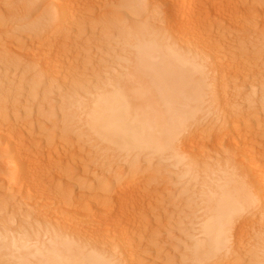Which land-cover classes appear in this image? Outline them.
Masks as SVG:
<instances>
[{
    "label": "bare ground",
    "instance_id": "obj_1",
    "mask_svg": "<svg viewBox=\"0 0 264 264\" xmlns=\"http://www.w3.org/2000/svg\"><path fill=\"white\" fill-rule=\"evenodd\" d=\"M15 1H17V0H0V20H2L0 23H2L4 19L5 20L9 19L8 22L11 20L12 14H10L11 13V12H9L10 10L11 11H15V10L21 11L22 10L21 8L25 7L24 4L26 3V1H25V3H23L24 0H18L21 4L18 1L17 2H15ZM57 1L59 3V4H57V6L60 5L59 12H57V13H59L60 18L62 17V19H60L59 22L62 21L63 23L61 26L56 25V26H58V29L60 28V30L57 31L58 36L55 38L56 42L53 45L54 47L52 45L51 46L53 48L57 49V51H56L57 54L58 53L61 54L64 51V49L68 46V44H70L72 42V40L70 39L71 36L69 35L68 31L72 28L70 26L71 19L74 17V15L76 18L77 14L75 13L76 11L74 12V10H76V9H74V7H73V4H72L73 1L72 2H71V0H57ZM152 1H154V0H152ZM152 1H151V3H152ZM28 2H29V0H28ZM132 2L133 1H131L130 3H132ZM148 2L149 1H147V0H141L140 4H139V2L136 1L138 7H139V5L143 6V8L148 6L147 9H149ZM155 2H156V0H155ZM157 2L159 3V5L156 4L157 6H153L154 7L153 10H155V8H156L157 9L156 11H160L159 13L164 16L163 17L164 20L160 14H158V16L157 15H155V16L158 18L160 15L161 17H159V18H162V20L165 21L166 24L162 23L160 20L158 22H160V24L161 23L165 24L166 27H168V29H165V30L160 31V32L157 31V29H156V31H155V30H153L154 29L153 27L149 26L150 24H146V23H141L138 25V27H134V28H136V29L138 28V29L135 31H132V32H130L131 31L130 30L129 34H128V38H127L130 41L131 45H130V51L125 52V53L126 54L129 53V54L128 55L124 54V56H122L123 54L119 55L122 57H120V59H119L120 62L118 64H115L112 62L115 60V58H114V60L110 61V62H112L111 66L108 62L110 67L108 69H106V72L104 70H102L105 72V74L102 77L99 75L101 77L100 78L101 81L98 80V83L94 88H93V86H94V84H93V86L90 87L91 88L90 91L86 89L87 92L85 94H83V95L77 94V97L75 99H73L74 97L73 98L70 97V99L74 100V101L71 100V102H73V103H71L72 105L70 104V102H67L68 106L66 104L67 108L69 107V105H71V107L75 111L72 109L74 113H72V115H71V113L68 112L67 109L65 108L66 111L70 115H68L66 117L67 121L64 122V125L68 129L65 131H62V136L64 137L66 135L69 137L70 133H72L71 134L72 136H73V134H74V136H76L75 145H76L78 151L74 152V156L80 158V155L87 154V153L100 155V162H101L102 166H104L106 164L104 166V169H106L104 172H107V173L105 175L103 174L104 176H102V177L99 176L100 178H98V179H96L97 178L96 177L94 179V181H92V180L90 181L89 180L90 172L89 171H83V173L80 175L81 178L79 177V178H77L78 180L75 181L76 177H78L79 176L78 174H80V173L77 172L78 170L73 169L75 167H72L73 170L72 169L68 170V173H67L68 175L65 174L66 177L63 176L65 178V180L63 179L64 182L66 181L65 184L60 183L61 182L60 180H62V176H60V177L58 176L59 178H56L57 176L55 177L57 179V183L58 182L60 183V185L58 184L59 187L61 185H64L63 189L57 188L58 191L61 189L60 193H62L63 190H66L63 192L65 194V196L63 194H61V195H63V197H66L67 200L68 199H71V200L67 201V200H65L66 198H63L61 195L59 196L60 193L58 194V192H56V190L55 191L52 190L53 192H51V193L56 192V194H58V195H56L57 198L61 197L60 198L61 200L64 199L63 200L64 203H62L63 201L59 202V199L57 200V198L55 199V197H52L53 195H49L48 194L49 191L47 192L46 195L43 194L45 192V190L43 191L42 194H38L40 192L34 191V190H36V188L38 187L39 184H42V181L44 183L48 181V180L45 181L44 180L45 178L43 177V175H41L42 169L40 170V165H39L40 164L39 159L41 158V161L44 160L42 157H45V155L44 156H43V154L40 155V152H41L40 150H39L40 151L39 154L36 153L33 155V151H32L33 147L36 148L38 145L37 144L35 145V143H33L34 145H32V142H26L27 139L24 141L23 140L24 138L22 140H20L21 137H19V135H18V128H17L18 125L17 124H16L17 126H15V124L13 125V127L11 126L12 128L5 127L4 126L5 123L3 125H1L0 137L2 139L4 138V142L6 144L5 149H6L7 155L9 154L11 156V159H10L11 162L10 163L13 164V166L11 164H8V165H10V168L11 167L15 168V170L10 175H8L9 172H7V176H6L7 180L8 181H15L16 180V181L21 182L22 186L28 187L30 189L29 190L26 188L27 189V195H28V191H30L29 197H31V198H29V197L28 198L29 199L33 198V202H30L31 204H29V205L24 204V207H21V209L17 208V209H19V212H20V210H22L20 212L21 213L20 216H22V219L20 222L15 220L16 217L12 218L13 219V220H11L12 222L9 220L6 221V222H11V224L16 223L15 224L17 227L16 229L14 228L15 226L13 227L12 225H10L11 227H8L5 225L0 226V262H2V264H139V263H137L139 261H136V259H138L139 257L135 259L134 258L135 256L134 257L131 256L132 255L131 249L133 246L130 249L131 255L128 254L129 253V248H128L129 245L128 244L130 242L128 235L130 237V234H131V233L128 234L129 233L128 229H131V228L127 227L128 228L127 229L123 222H125L124 216H125V211H127L126 210L127 207L130 208L131 204L136 203L135 199L133 200V198L135 197L134 196L135 194L133 192L134 197L131 198V193L133 191L132 190L133 187L135 185L137 186V184H135V182L137 181L135 179L137 169L139 167H141V165H140L141 163H144V162L147 163V160L150 161L151 159L153 160L155 158H162L164 160L163 162L173 161V162H175V168L177 170L184 169L183 172L182 171L181 172L179 171V172L182 173V175L185 176V178H186V176L189 177V175H192L194 179H196V180L201 179V181H202V184H201L202 188H201L199 197H202L203 202H204V206L202 207L203 209L201 208L203 211L202 212L203 213V215H202L203 219H202V223L200 222L201 226H200L199 237L194 241L193 245L190 246V248H189V258H190L189 264H222V259L224 257L228 256L229 254H234V253H237L239 255L238 256L239 258L240 257L244 258V254H245L244 252H245V250L248 251V249H245L246 243L243 244V245H245V247H243V245H241L240 242H243V240L245 242L246 236L244 237V235H245L244 233H245V230L247 229L245 226L249 225V224H247V222L251 218H254L256 215L253 214L254 215L253 217L250 216L248 218H247V216H249V214L251 212L250 209L255 208L258 205H260L261 200L264 199V153L261 152L260 148H259V150H257L258 148L257 149L255 148L256 146H259L258 137H260V135L257 136L258 132L252 133V132H250L252 130H250L248 126H247L248 130H246L243 128L244 126L241 127V125L239 124L240 123L239 122L240 117H238V115H239L238 109L239 108L242 109L241 106L243 103H245L246 100L251 101V103H253L254 105L262 104L264 106V98L263 97H262V99L260 98L261 100L258 99L261 94H258L259 91L257 92V90L255 88L256 85H251L252 83H249V80L252 78H249V77L243 78V76L245 75L244 73L245 72L247 73V71H244V73H241V72L237 73V71H235L237 74L234 75V77L232 75V77H233V78L231 77L232 80L230 78H228V81H230V83H231L230 85H232V84L233 85L231 86V88H228L226 86L229 83L225 84V81H223L225 78H224V75L222 74V71L224 72V70L226 69L224 66L226 64L225 63L226 60L225 61L223 60L224 57H222V54L225 50L228 53V51L231 49L228 46L226 47L227 44L225 45V43L227 41L229 42L230 38L226 39L227 36H225L226 37L225 38L223 35H221L223 38H225V39H223L220 36L217 37V35L224 34L223 31L226 28H229L228 30H230V29H232L233 26H235V27L241 26V30L238 29V27L237 28L234 27L235 30L237 29L236 30L237 32L233 29L235 33L234 32H232V33L237 35V33H240V31H243L242 29H245V30L247 29V30H250V33L248 32L250 34V36H248L249 39H247L245 41H244V39L247 38L246 35H245L246 37L244 39H243V37H242V39L240 37V40H243V42H246L247 44H251L256 40L255 38H257V39H259L260 42H263L262 40H264V0H254L255 4L257 3V6L260 5L261 7L257 8L256 5L249 4L252 6H256V8H257L255 10H250V11L248 8H250L251 6L246 8V5L249 3L248 0H224V1L223 0H157ZM16 3H18L20 5V6L18 5V7H19L18 10H17L18 7H16L17 6ZM22 3H23V5H22ZM42 3H40V4H42ZM127 3H129V2H127ZM153 3H152V5H155V3L154 4ZM134 4H135V2H134ZM153 7H150V8H153ZM13 8H15V9L13 10ZM27 8L28 7L24 8V9H27ZM38 8H40V7H38ZM43 8H44V6H43ZM45 8H46V6H45ZM75 8H76V6H75ZM131 8L134 9L135 7H131ZM56 11H58V10H56ZM56 11H52L54 13H52V15H48V17L46 16L42 20H38L39 23L35 22L36 23V24L34 23L35 26L33 27V25H31L30 28L27 30H31V32H35V33H36V31H39V30H40L39 32H42L43 30H45L46 31L45 33L53 31V29L55 27L54 24L57 23L56 18L58 17L55 15ZM156 11H155V13H156ZM139 12H142V10H140ZM41 13H43V12H41ZM9 14H10V18H7V19L4 18V16L7 17ZM135 14H134V16H135ZM147 15H145V16H147ZM235 15L239 16L238 19H234L236 17ZM152 19H153V17H152ZM152 19H149V20L151 21ZM158 19H156V21ZM116 20L118 22V19H116ZM123 20H124V18H123ZM123 20H120L118 23L113 22V21L112 22L116 23V25H117L122 21V24L120 23V25H123V23H124ZM72 21H74V20H72ZM145 22H146V20H145ZM135 23H136V25L138 24L137 22H135ZM152 24H153V22H152ZM154 24H155V22H154ZM133 26H134V23H133ZM145 26L148 28L147 32L143 30L145 28ZM31 27H33V28H31ZM122 28L120 27L121 30H122ZM128 28H131V27H127L126 29L128 30ZM257 28H259L261 30H259V29L257 30ZM120 29L118 31H121ZM238 30H240V31H238ZM122 31L124 32L125 30H122ZM39 32H38V35H39ZM54 32H56V31H54ZM126 32L127 31H125V33ZM230 32H228V34ZM97 33H98V31H97ZM232 33H230L229 35H231ZM248 33H247V35H248ZM234 34H232V35H234ZM43 35H45V34L43 33ZM125 35H127V33ZM240 35H242V32ZM44 37H43V41L47 40V39H44ZM228 37H232V36H228ZM125 38L126 37H124V39ZM179 38L183 42H186V44L188 43V45H183L184 43L181 42L179 40ZM237 38H238V36H237ZM124 39H122V40H124ZM233 39H234V37L231 38V40H233ZM38 40L41 41L42 38L39 36L36 38H32L31 43L28 44L27 47H28V54L32 59H35V55H36L37 50H38L37 52H39V50L43 51V52L40 51L41 54L36 55L38 57L41 55L40 60L38 62H39V64H40V62H41V64H43L42 66L40 64V67L42 68L41 72H39L38 78H35V79H37L36 83H38L39 85L37 84L38 85L37 86V85H35L36 83H33V85L35 87H38V89H39V88L44 86V81H45L44 79L47 76L50 77L49 76L50 73H48L49 72L48 70L49 69L52 70L51 68H49V66L52 63L49 62L50 60L47 57L49 55L46 54V53L49 54L50 52H48V50H45L44 44H43V48H42L41 46H42L43 42L38 43ZM224 40H227V41L225 42ZM238 40H239V38H238ZM240 40H239L238 44H237L238 41H236V40H233L232 42L235 41L236 42L235 44L240 45L241 43H243ZM260 42H259V44H260ZM101 43H102V41H101ZM253 44H251V46H253ZM259 44H257V45H259ZM237 45H234V46H237ZM242 45H244V43ZM262 45H264V44L262 43L259 46L261 47ZM126 47L127 46H125V48ZM231 47H233V46H231ZM254 47H255V45H254ZM233 48L235 49V47H233ZM239 48H244V47L240 46ZM245 48H246V46H245ZM256 48H253V49H256ZM246 50H248V49H246ZM246 50L244 52H246ZM250 50H251V48H250ZM250 50H249V52H251ZM232 53H234V52H232ZM28 54H27V56H28ZM52 55H54V54H52ZM232 55H234V54H232ZM251 55H253V54H251ZM225 56H227V55H225ZM236 56L238 58V55H236ZM253 56H254V58L256 57L255 55H253ZM91 57H93V55ZM220 57H222L223 59H220ZM230 57H232V56H230ZM239 57L241 58V56H239ZM260 57H261V55H260ZM27 58H29V57H27ZM29 59H28V61H29ZM101 59H102V57H101ZM242 59H243V57H242ZM11 60H13V58ZM11 60H9V61L11 62ZM258 60L261 61L260 59H258ZM17 61H18V59H17ZM115 61H117V60H115ZM10 62H7V64ZM13 62H14V60H13ZM229 62H231V61H229ZM100 63L102 64V62H100ZM233 63H234L233 66L235 67V62H233ZM13 64H15V63H13ZM254 64H256V63H253V65ZM4 65H6V64H4ZM253 65H252V67H253ZM7 66H9V64ZM230 67H231V64H230ZM239 67L240 66H236L237 69ZM236 68H234V69H236ZM249 68H251V67H249ZM227 70H228V68H227ZM243 70L244 69L242 66V71ZM248 70H250V69H248ZM239 71H241L240 68H239ZM233 72L230 74H233ZM226 73L228 74V72H226ZM260 73L261 72H259V75H260ZM242 78L244 79L243 81H242ZM255 78H256V76H255ZM92 79H95V78H92ZM256 79H254V82ZM3 80H4V78H3ZM9 80H8L9 84L7 86L3 85V87L6 86L5 90L2 87H0V88H2L5 91V94L8 95L7 98H9V97L11 98V95H12L15 98L14 100L22 99L20 96L23 93L24 88H25V87L23 88V85L25 84V86H27L26 82L25 83L23 82L24 83L23 84L22 81H20L22 87H18L20 84L18 86H15L14 84H12L14 82L10 83L11 79H9ZM258 80H260V79H258ZM23 81H25V80H23ZM46 81L49 82L47 80V78H46ZM95 81H97V80H95ZM27 82H29V81H27ZM262 82L264 84V81H262ZM46 83H45V86H46ZM259 83H260V81H259ZM259 83H258V85H259ZM4 84H6V83H4ZM95 84H96V82H95ZM240 84H243V85H241L243 87L239 86ZM0 85H2V84L0 83ZM33 85H32V87L34 89L32 88V90H34V91L36 90L35 92H38L37 91L38 89H36ZM28 86H30L29 83H28ZM39 86H41V87H39ZM81 86L82 85H80V87ZM216 87H218L219 89L221 87V91L223 93V95H222L223 97L221 96L222 100H223V106L226 109L225 117L223 119H221L219 122L216 121L215 119L221 117L222 106H221V108L219 107V105L217 103L218 101H216L217 98L215 99L214 94H213L214 89ZM22 88H23V90H22ZM43 88H41V89L43 90ZM76 88H79V87L78 86L75 87V92L78 90V89L76 90ZM258 88H259V86H258ZM83 89H85V88H83ZM83 89L79 88V92H81L80 90H83ZM263 89H264V86H263ZM31 92H32V94L34 93L33 91H31ZM50 92H51V90H50ZM46 93L43 92V94H46ZM34 94H33V96H34ZM74 94H71V96ZM219 94H220V92H219ZM36 95H38V94H36ZM46 96H48V95H46ZM69 96H68V98H69ZM34 98H36V97H34ZM17 100H16V102H17ZM33 100H35V99H33ZM64 100H66V99H64ZM66 101H68V100H66ZM66 101H63L64 104ZM229 101H232V102L229 104ZM6 102H8V101H6ZM1 103L3 105L6 104L5 102L3 103V101H1ZM40 103H41V101H40ZM6 109H8V108H6ZM60 109H61V107H60ZM65 109L63 110L64 112H65ZM6 111L7 110H5L4 112H6ZM70 111H71V109H70ZM239 111L241 112L242 110H239ZM4 112L2 111V113H4ZM0 113H1V111H0ZM66 114L67 113H65L64 115H66ZM12 116H13V114H12ZM5 117L7 118V116H5ZM213 120L216 121V123L214 125L212 124V123H214ZM5 122H8V121H5ZM44 123H46V122L44 121ZM243 123H244V121H243ZM36 125L37 126H33V128H31V135L34 134L35 129L41 128V125H38V124H36ZM198 125H202L203 128H201L202 131L200 133L198 130H196L199 134L195 135V132H196L195 129L197 128ZM260 128H262V127H260ZM252 129L254 130V129H256V127L255 128L252 127ZM42 130L43 129H41L40 131H42ZM257 131H258V129H257ZM49 134L50 133H48V136H50ZM197 135H198V137H196ZM48 136H46V137L49 139ZM262 136H264V135H262ZM24 137H26V136H24ZM53 137L54 136H52V138ZM203 137H204V139H208L207 140L208 143L211 142V145H212V143H213V145L210 146V144L207 143V146H206L202 142L199 144L200 145L199 146L200 148H199L197 143H199ZM204 139H202V140L204 141ZM62 140H63L62 142L65 144L66 143L68 144L70 141L68 139H62ZM220 140H222V141H220ZM262 140L259 139V142H261ZM205 141H204V143H205ZM37 142H39V141H37ZM225 142H227V144H228L227 146L225 144L226 147H224V145H223V143H225ZM201 144H203L202 147H201ZM70 145H71V143H70ZM50 146L51 145H49V147ZM185 147L189 150L188 152H186L187 150H185ZM223 147L225 149H222ZM40 148H41V146L39 145V149ZM37 150H38V148H37ZM196 152H197V154H196ZM207 152H209V153L211 152L209 154V157H207L208 160H206V162L201 161L200 158L205 157V155H207ZM191 153H195L196 155L194 154L195 156L191 157V156H189ZM34 156H37V158ZM52 156L53 155H51V157H49L48 160H52L53 159ZM33 157H34V159H33ZM143 158L144 159L147 158V160L145 161V160H143ZM212 159L217 160V162H216L217 164L215 166H213V164L210 165V163H209V161L212 162ZM96 160H98V157ZM142 160H143V162H142ZM140 161H141V163H140ZM150 162H148V163L150 164ZM53 164H54V162H53ZM58 164L60 166L61 163L57 162V165H55L54 167L57 168ZM200 165L201 166L203 165L204 167H201ZM199 166H200V168H198ZM7 167H3V171H5L4 169ZM171 168H173V166H171ZM167 169L169 170V168H167ZM11 170H13V169H11ZM86 170H88V169H86ZM143 170H145V169H143ZM161 170H160V173H161ZM98 171H99V169H98ZM169 171H172V169H170ZM58 172L59 173H57V175L60 174V171H58ZM66 172H63V173H66ZM94 173H93V175H94ZM173 173H174V171H173ZM52 174H50V175H52ZM61 174H62V172H61ZM174 174H173V176H175ZM166 175H171V173L170 174L166 173ZM91 176H92V174H91ZM173 176H172V179L174 178ZM6 177L2 178L5 180L1 179L3 181V183L8 182V181H6ZM163 177H160V178L165 179V175ZM168 177H166V178H168ZM53 178L54 177L52 175V176H50L49 180L53 181L54 180ZM160 178H159V180H160ZM170 178L171 177H169V179ZM183 178L180 177V179H183ZM56 179L54 180L55 182H56ZM187 179H190V178H187ZM155 180L157 181V179H155ZM151 181H152V183H151ZM151 181L150 182L143 181V184L145 183L146 185L150 186V184L154 183V180H151ZM53 182H50V183L52 184V186L55 187L56 183L53 185ZM159 182H161V181H159ZM139 183L140 184L142 183L141 180L139 181ZM186 183H189V182L187 181ZM7 184H9V182ZM48 184L49 183H47L46 185L49 186ZM154 184H156V183H154ZM157 184H159V183H157ZM176 184H177V182H176ZM52 186H50V188ZM141 186H143V185H141ZM156 187L157 186H155V188ZM166 187L170 188L171 185H168ZM134 188H136V187H134ZM142 188H144L143 190L146 191L145 187H142ZM168 188L166 191L169 192ZM192 188H193V186H192ZM53 189H55V188H53ZM190 190H192V189H190ZM141 191H142V189H141ZM170 191H171V189H170ZM10 192L11 191H9V193ZM83 192H84V194L82 196L81 194ZM74 193H76V194H74ZM153 194H155V193H153ZM143 195L144 194H142V196ZM157 195L160 196L159 193ZM14 196H16V195H14ZM96 197H98V198L103 197L104 201L99 200L101 198L95 199ZM190 197L192 198V195ZM53 199H55V200H53ZM83 199L90 201L91 204L93 202L94 203L96 202V204H95L96 208L93 207L94 210H96V211H94V212H96V214H92V216H93L92 218L88 215L89 213L91 214L90 211H91V209H93L90 207L91 204H89V205L84 204V206H82V203L84 201L81 203L82 212H85L84 216L86 217V219L89 218L88 220H85V221L83 220L86 225L88 224L87 228L90 227L91 230L94 228V231L96 230V232H97L99 230L100 231L102 230V229H99L102 225L105 227V230L102 233H104V235L107 236L106 238H109L112 241L118 240L119 242H121L120 244H122V243L126 244L127 243L126 241L129 239L128 243L126 244L128 246H124L125 244L123 246H121L120 244H118L120 246H105L106 241H103L100 243H94V241L92 242L90 240L83 239L82 235L84 232L82 233V230L84 231V228L82 227L83 229L80 230V228H81L80 218L85 219V217H83V215H81V213L78 214V215H80V218L78 219V217H77V219L80 221H78L76 219V221H77L76 225L74 224L75 222L72 223V221H71V223L74 226L73 225L69 226L70 224L69 225L68 224L63 225L64 222L68 223L69 218L67 219V217H65L67 219V221H64L66 219L63 220L62 217L61 218H60V216L57 217L58 215L57 216L55 215L56 211L55 212L52 211L54 208L53 205L55 206V204H51V202H47L46 204L42 203L43 200H48V201L53 200L56 202L58 201V206L61 203L64 204V205H60V206H64V207H62V209L63 210L65 209V211L68 210V212H69L70 209L74 210V208H78L76 205V202H78V201L80 202V200L82 201ZM189 199L190 198H188L187 200H189ZM72 200H75V201H72ZM113 200L117 205L118 204L120 205L118 208L119 211L112 208L113 207L112 203H114ZM173 200H175V199H173ZM184 200H186V199H184ZM91 201H93V202H91ZM189 201H192V200H189ZM26 202H24V203H26ZM140 202H141V200H140ZM27 203H29V202H27ZM196 203H195V205L197 206L198 204H196ZM14 204H16V203L14 202ZM30 205H31L32 209L29 208ZM159 205H158V208L160 207ZM186 205H187V203H186ZM20 206H21V203H20ZM99 206H101V208ZM114 206H116V205H114ZM161 208H164V207H161ZM172 209H175V208H172ZM58 210H60V208ZM137 210H138V208H137ZM161 211H162V209H161ZM190 211H192V210L190 209ZM167 212L166 213L164 212V214H166V216L168 214ZM56 213H58V212H56ZM69 213H74V212L71 210V212H69ZM193 213H195V212H193ZM200 213H201V211H200ZM129 214L130 213H128V215H126V218L128 216H131V214L130 215ZM172 214H173V212H172ZM172 214L169 217L170 220L173 218V215H175V214H173V215ZM185 214H186V212H185ZM54 215H55V217H54ZM181 215L183 216V214H181ZM62 216H63V214H62ZM72 216H74V215L72 214ZM159 216H161V215L159 214ZM184 216H186V215H184ZM56 217L58 219H62L60 221H63V224H62V222L60 223L57 219H54ZM74 217L76 218V216H74ZM186 217L188 218V216H186ZM198 217H196V218H198ZM258 217H263V216L259 215ZM173 219H176V218H173ZM182 219H184V221L188 220L185 217L184 218L182 217ZM182 219L180 221L181 225H183V224L185 225V223H182V221H183ZM190 219L191 218H189V220ZM179 220H180V218H179ZM260 220L262 222V218ZM260 220H257V221L260 222ZM97 221L99 224L100 223L101 224L99 225L98 223H96ZM127 221H129V220H127ZM172 221H170V222H172ZM190 221H192V220H190ZM250 221H249V223H250ZM263 221H264V217H263ZM121 222H122V224H120V225L121 226L124 225V227L123 226L121 227L119 225V223H121ZM135 222L136 221H134V224H135ZM159 222H161V219L159 220ZM255 222L256 221H254V219H253V222H251L252 225L255 226L256 223H257V225L262 224V223L258 224V222H256V223ZM94 223L98 224L100 227H96ZM194 223H195V221H194ZM253 223H255V224H253ZM6 224L8 225L9 223H6ZM82 224H83V222H82ZM172 224L173 223H171L170 225H172ZM178 224H180V223H178ZM174 225H175V222H174ZM128 226H129V224H128ZM173 226H170V227H173ZM249 226H251V225H249ZM130 227H131V225H130ZM257 227L259 228V226H257ZM250 228H251V230L253 229L252 227H250ZM250 228H248V229H250ZM254 229H256V228L254 227ZM186 230L187 229H185V231ZM251 230H250V232H251ZM94 231H93V233L95 234ZM181 232H183V230ZM250 232H249V235L252 233V232L251 233ZM159 234H161V233L159 232ZM172 235H174V234H172ZM188 235H191V234H188ZM159 236H161V235H159ZM178 236H180V235H178ZM84 237H85V235H84ZM100 237H103V236H100ZM250 237H252V236L250 235ZM157 239H158V237H157ZM184 239H186V238H184ZM257 240H258L257 244H260L261 246H259L260 247L259 251H257L256 254L254 253L255 255L252 256V258H250V259H252L253 264H264V234L260 233L259 238ZM108 241H110V240H108ZM187 242H188V240H187ZM185 244H187V243L185 242L183 245H185ZM243 248H244V252H242ZM121 249L123 251H121ZM135 253H136V251H135ZM137 253H138V251H137ZM136 256H138V255H136ZM246 256H245V258H246ZM130 257H133L134 260H132L133 258H130ZM185 258H186V256H185ZM134 261H136V262H134ZM243 261H244V259H243ZM236 263L241 264V261L239 260ZM236 263H232V261H231V264H236Z\"/></svg>",
    "mask_w": 264,
    "mask_h": 264
},
{
    "label": "rangeland",
    "instance_id": "obj_2",
    "mask_svg": "<svg viewBox=\"0 0 264 264\" xmlns=\"http://www.w3.org/2000/svg\"><path fill=\"white\" fill-rule=\"evenodd\" d=\"M18 1V0H17ZM17 1H15V2H17ZM25 1H26V3H25ZM73 1V7H74V9H76V10H74V12L77 14L76 15V18H75V15H74V17L71 19V23H70V26L72 27L69 31H68V33H69V35L71 36V40H72V42L70 43V44H68V46L64 49V51L60 54V53H56V51H57V49H55V48H53L54 46V44H55V38L58 36V32L57 31H59L60 30V28L58 29V26H61L62 25V21L61 22H59L60 21V19H62V17L60 18V16H59V13H57V12H59V8H60V5H58L57 6V4H59L58 3V1L57 0H29V2H28V0H24V2L23 3H25L24 4V6L25 7H20L22 10L20 11V10H18L19 9V7H18V3H16L17 4V6L16 7H18L17 8V10L18 11H9V12H11L10 14H12L11 16L13 17H11V20L8 22V20L9 19H7V18H10V14L7 16V17H5L4 16V18H6L7 20H3V22L2 23H0V83L2 84V85H0V87H2L4 90L6 89L5 87L9 84V79H11V82L10 83H12V82H14V83H12V84H14L15 86H18L19 84L21 85V82L20 81H22V83L24 82H26V84H27V86H25V84L23 85V88L25 87H27L26 89L24 88V91H23V93L21 94V98L22 99H19V100H17V102H16V100H14L15 98L11 95V98L9 97V98H7L8 97V95L7 94H5V91L2 89V88H0V103H1V101H3V103L5 102L6 104L5 105H3L2 103L0 104L1 106H0V111H1V113H0V127H1V125H3L4 123V126L5 127H7V128H12L13 127V125L15 124V126H17V128H18V135H19V137H21L20 138V140H22L23 138V140L25 141L26 139V142H32V145H34L33 143H35V145L37 144L38 146L35 148V147H33V155L34 154H36V153H38L39 154V152H40V155L41 154H43V156L45 155V157H42L44 160H42L41 161V158L39 159V162H40V170L42 171L41 172V175H43V177L45 178H43L45 181H47V182H43L42 181V184H39L38 185V187L36 188V190H34V191H39L40 193H38V194H42L43 193V191L45 190V192L43 193V194H47V192H48V194L49 195H53L52 197H55V199L57 198V196L56 195H58L59 193H60V191H61V189H63V187H64V185H61L60 187L58 186V184L60 185V183L61 184H65L66 183V181L64 182V180H65V178L64 177H66L65 176V174H67L68 173V170H70V169H72V167H75V168H73L74 170H78L77 172H79L80 174H78L77 176L78 177H76V179H75V181L76 180H78L77 178H81V174L83 173V171H89L90 172V175H89V180L91 181H94V179L96 178V179H98V178H100L99 176H104L107 172H104L106 169H104V166L106 165L105 163V165L104 166H102V164H101V162H100V155H98V154H92V153H87V154H83V155H80V158L79 157H76V156H74V152H76V151H78V149H77V147H76V145H75V138H76V136H74V134H73V136L71 135L72 133H70V136L68 137V136H62V131H65V130H67L68 128L64 125V122L65 121H67V116L68 115H70L68 112H70L71 113V115H72V113H74L73 112V108L71 107V103H73V102H71V100H73V99H75L76 97H77V94L78 95H83V94H85L87 91H86V89L87 90H91V88L90 87H92L93 86V84H94V86H93V88L97 85V83H98V80H100L101 81V77L105 74V72H106V69H108L112 64V62L113 63H115V64H118L119 62H120V57H122V56H124V54L125 55H128L129 53H125V52H129L130 51V41L127 39L128 38V34H129V31L130 32H132V31H135V30H137L136 28H134V27H138V25L139 24H141V23H146V24H150L149 26L150 27H153L154 29L153 30H155L156 31V29H157V31H163V30H165V29H168V27H166V23H165V21H163L164 20V16L163 15H161L159 12L160 11H156L157 9L155 8V10H153L154 9V7L153 6H157V5H159V3L157 2V0H156V2H155V0L154 1H152V0H147V1H149L148 2V4H149V9H147L148 8V6H146V7H144L143 8V6H141V5H139V7H138V5H137V3H136V1L137 2H139V4H140V1L141 0H71V2ZM131 1H133L132 3H130ZM151 1H152V3L154 2L155 3V5H152V3H151ZM224 1V0H223ZM252 1V2H251ZM19 2V1H18ZM22 2V1H21ZM31 2V3H30ZM43 2V3H42ZM45 2V3H44ZM127 2H129V3H127ZM134 2H135V4H134ZM249 2V3H248ZM248 4L246 5V8H248V7H250V8H248L249 9V11L250 10H255V9H257V8H259V7H261L259 4V6H257V3L255 4V2H254V0H248ZM254 2V3H253ZM20 3V2H19ZM23 3H22V5H23ZM39 3V4H38ZM40 3H42V4H40ZM75 3V4H74ZM153 3V4H154ZM21 4V3H20ZM34 4V5H33ZM55 6H54V5ZM132 4V5H131ZM134 4V5H133ZM157 4V5H156ZM249 4H254V5H256L257 6V8H256V6H252V5H249ZM21 5V6H22ZM33 5V6H32ZM42 5V6H41ZM20 6V5H19ZM43 6H44V8H43ZM45 6H46V8H45ZM75 6H76V8H75ZM15 7V8H16ZM26 7H28L27 9H24V8H26ZM38 7H40V8H38ZM131 7H135L134 9L133 8H130ZM139 9H138V8ZM150 7H153V8H150ZM254 7V8H253ZM10 8V7H9ZM15 8H13V10L15 9ZM142 8V9H141ZM158 8V7H157ZM50 9V10H49ZM55 9V10H54ZM147 9V10H146ZM43 10V11H42ZM56 10H58V11H56ZM81 10V11H80ZM131 10V11H130ZM133 10V11H132ZM137 10V11H136ZM140 10H142V12H139ZM48 13H47V12ZM52 11H56L55 12V15L56 16H58L57 18H56V20H57V23H55L54 25H55V27H54V29H53V31H50V32H48V33H45L46 31L45 30H43L42 32L45 34V35H43V33L42 32H39V31H36V33L35 32H31V30H27V29H29L30 28V26L31 25H33V27L35 26L34 25V23L35 22H37V23H39V21L38 20H42L43 18H45L46 16L48 17V15H52V13H54V12H52ZM155 11H156V13H155ZM8 12V13H9ZM14 12V13H13ZM41 12H43V13H41ZM138 12V13H137ZM150 12V13H149ZM51 13V14H50ZM136 13V14H135ZM141 13V14H140ZM239 13V12H238ZM134 14H135V16H134ZM148 14V15H147ZM158 14H160L161 16H162V18H163V20H162V18H159V17H161L160 15H159V19L155 16V15H157L158 16ZM145 15H147V16H145ZM239 15V14H238ZM238 15H235L234 17V19H238ZM152 17H153V19H152ZM158 19L157 21H156V19ZM120 18V19H119ZM123 18H124V20H123ZM116 19H118V22L120 21V20H123L124 21V23H123V25H120V23L122 24V21L119 23V24H117L116 25V23H113V22H117V20ZM149 19H152L151 21L149 20ZM212 19V18H211ZM72 20H74V21H72ZM116 20V21H115ZM145 20H146V22H145ZM161 21L162 23H165V24H160V22H158V21ZM2 20H0V22H1ZM113 21V22H112ZM59 22V23H58ZM73 22V23H72ZM117 22V23H118ZM135 22H137L138 24L136 25V23ZM149 22V23H148ZM152 22H153V24H154V22H155V24L153 25L152 24ZM112 23V24H111ZM133 23H134V26H133ZM36 24V23H35ZM160 24V25H159ZM56 25H58V26H56ZM73 25V26H72ZM136 25V26H135ZM152 25V26H151ZM147 26V25H146ZM145 26V28L143 29L144 31H146L147 32V27ZM164 26V27H163ZM168 26V25H167ZM33 27H31V28H33ZM57 27V28H56ZM120 27L122 28V30H125V31H127L126 33H127V35H125L126 33H125V31L123 32L121 29H120ZM125 27V28H124ZM127 27H131V28H128V30L126 29ZM149 27V28H150ZM235 26H233L232 27V29H230V30H228L229 28H226L224 31H223V33L224 34H219V35H217V37L218 36H220V37H222L221 35H223L224 37L225 36H227V38L226 39H229V42L227 41V40H224L225 42V45H226V47L228 46V47H230L227 51H228V53L226 52V50L223 52V54H222V57H224V59L222 58V57H220V59H223L224 61H225V70H224V72L222 71V74L224 75V80L223 81H225V84H227V83H229V84H227L226 86L228 87V88H231V86L233 85H230L231 83H230V81H228V78H230L231 80H232V78L234 77V75H236L238 72H241V73H244V71H247V73L245 72L244 74V76H243V78L244 77H249V78H252V79H250L249 80V83H252L251 85H256V90H257V92L259 91V93L258 94H261L260 96H259V98L258 99H262V97L264 98V89H263V86H264V84H263V82L262 81H264V45H262L261 47L259 46V45H261L262 43L264 44V40H262L263 42H260L259 41V39H257V38H255L253 41V43H251V44H253V46H251V44H247L246 42H243V40H240V37H241V39H242V37H243V39L247 36V38L246 39H244V41L245 40H247V39H249L248 38V36H250V30H245V29H242L243 31H240L241 30V26H236L235 28H237L238 27V29H240V30H238V31H240V33H237V35L236 34H234L235 32H234V30H235V28H234ZM62 28V27H61ZM57 29V30H56ZM121 30V31H118V30ZM151 29V28H150ZM149 29V30H150ZM234 29V30H233ZM259 28H257V30H258ZM148 30V31H149ZM152 30V29H151ZM228 30V31H227ZM232 30V31H231ZM237 30V29H236ZM235 30V31H236ZM245 30V31H244ZM259 30H261V29H259ZM48 31V30H47ZM54 31H56V32H54ZM94 31V32H93ZM97 31H98V33H97ZM231 31V32H230ZM38 32H39V35H38ZM227 32V33H226ZM228 32H230V33H232V32H234V33H232V34H234V35H229L228 34ZM237 32V31H236ZM241 32H242V35H240L241 34ZM244 32V33H243ZM246 32V33H245ZM249 32V33H248ZM34 33V34H33ZM96 33V34H95ZM247 33H248V35H247ZM33 34V35H32ZM227 34V35H226ZM32 35V36H31ZM42 35V36H41ZM122 37H121V36ZM124 35V36H123ZM246 35V36H245ZM41 37L42 38V40L41 41H39L38 40V43H41V42H43L42 43V48H43V44H44V46H45V50H48V52H50L49 54L48 53H46L47 55H49V56H47L48 58H49V62L50 63H52L50 66H49V68H51L52 70H50L49 68V72L48 73H50L49 74V76L50 77H46L47 78V80L49 81V82H47L46 81V78L44 79L45 81H44V88L43 87H41V86H39V87H41V88H43V90L41 89V88H39L38 89V87H35L34 85H33V83H36L37 81V79H35V78H38V75H39V72H41V67H40V64H41V62H40V64H39V60H40V56L38 57V56H36V55H39V54H41L40 53V51L41 52H43L42 50H39V52H37L36 51V55H35V59H32L30 56H29V54H28V44H30L31 43V39L32 38H36V37ZM46 38H45V37ZM100 36V37H99ZM228 36H232V37H234V39L233 40H236V41H238L237 42V44L239 43V40L240 41H242L243 43H244V45H242L243 43H241L240 45H237V44H235L236 42L234 41V42H232L233 40H231V38L232 37H228ZM237 36H238V38H239V40H238V38H237ZM253 36V35H252ZM43 37H44V39H47V40H45V41H43ZM124 37H126L125 39H124ZM49 38V39H48ZM99 38V39H98ZM223 38V37H222ZM225 38H223V39H225ZM237 38V39H236ZM40 39V38H39ZM122 39H124V40H122ZM75 40V41H74ZM179 40L181 41V42H183L180 38H179ZM50 41V42H49ZM53 41V42H52ZM101 41H102V43H101ZM260 42V44H259V42ZM52 42V43H51ZM76 42V43H75ZM231 42V43H230ZM258 42V43H257ZM127 45H126V44ZM184 44L183 45H188V43L186 44V42H183ZM230 43V44H229ZM256 43V44H255ZM101 44V45H100ZM246 44V45H245ZM257 44H259V45H257ZM40 45V44H39ZM53 47H52V46ZM76 45V46H75ZM234 45H237V46H234ZM254 45H255V47H254ZM38 46V45H37ZM51 46V47H50ZM75 46V47H74ZM125 46H127L126 48H125ZM231 46H233V47H235V49L233 48V47H231ZM244 47V48H239V47ZM245 46H246V48H245ZM257 47V48H256ZM40 48V47H39ZM49 48V49H48ZM69 48V49H68ZM102 48V49H101ZM237 48V49H236ZM250 48H251V50H250ZM253 48H256V49H253ZM259 48V49H258ZM41 49V48H40ZM98 49V50H97ZM115 49V50H114ZM126 49V50H125ZM240 49V50H239ZM244 49V50H243ZM246 49H248V50H246ZM253 49V50H252ZM261 49V50H260ZM55 50V51H54ZM97 50V51H96ZM234 50V51H233ZM236 50V51H235ZM239 50V51H238ZM246 50V52H244ZM249 50L251 51V52H249ZM258 50V51H257ZM263 50V51H262ZM99 51V52H98ZM231 51V52H230ZM238 51V52H237ZM262 51V52H261ZM101 52V53H100ZM227 54H226V53ZM232 52H234V53H232ZM244 54H243V53ZM38 53V54H37ZM242 53V54H241ZM246 53V54H245ZM248 53V54H247ZM255 53V54H254ZM27 54H28V56H27ZM52 54H54V55H52ZM60 54V55H59ZM63 54V55H62ZM121 54H123L122 56H119V55H121ZM232 54H234V55H232ZM251 54H253V55H255L256 57L254 58V56L253 55H251ZM88 55V56H87ZM93 55V57H91ZM119 57H118V56ZM224 55V56H223ZM225 55H227V56H225ZM236 55H238V58H237V56ZM252 57H251V56ZM260 55H261V57H260ZM60 56V57H59ZM117 56V57H116ZM229 56V57H228ZM230 56H232V57H230ZM234 56V57H233ZM239 56H241V58L239 57ZM259 56V57H258ZM18 57V58H17ZM27 57H29V58H27ZM90 57V58H89ZM101 57H102V59H101ZM238 59H236V58ZM242 57H243V59H242ZM246 57V58H245ZM13 58V60H14V62H13V60H11ZM113 58V59H112ZM114 58H115V60H117V61H115L114 60ZM118 58V59H117ZM231 58V59H230ZM234 58V59H233ZM17 59H18V61H17ZM28 59H29V61H28ZM37 59V60H36ZM55 59V60H54ZM233 59V60H232ZM236 59V60H235ZM241 59V60H240ZM253 59V60H252ZM258 59H260L261 61H259ZM9 60H11V62L9 61ZM20 60V61H19ZM92 60V61H91ZM112 60H114V61H112ZM35 63H34V62ZM110 61H112V62H110ZM229 61H231V62H229ZM240 61V62H239ZM252 61V62H251ZM256 61V62H255ZM258 61V62H257ZM7 62H10V63H8L9 64V66H7L8 64H7ZM100 62H102V64L100 63ZM105 62V63H104ZM108 62H109V64H110V66H109V64H108ZM117 62V63H116ZM233 62H235V67L233 66L234 65V63ZM245 62V63H244ZM13 63H15V64H13ZM233 63V64H232ZM237 63V64H236ZM253 63H256V64H254L253 65ZM4 64H6V65H4ZM13 64V65H12ZM229 64V65H228ZM230 64H231V67H230ZM243 64V65H242ZM43 64H41V66H42ZM107 65V66H106ZM228 67H227V66ZM252 65H253V67H252ZM259 65V66H258ZM234 68H236V66H240L239 68H240V70L241 71H239V68L237 69H234ZM242 66H243V71H242ZM247 66V67H246ZM230 67V68H229ZM245 67V68H244ZM249 67H251V68H249ZM255 67V68H254ZM259 67V68H258ZM227 68H228V70H227ZM233 68V69H232ZM3 69V70H2ZM40 69V70H39ZM246 69V70H245ZM248 69H250V70H248ZM260 71H259V70ZM102 70H104V71H102ZM227 70V71H226ZM232 70V71H231ZM253 70V71H252ZM234 71V72H233ZM235 71H237V73L235 72ZM252 71V72H251ZM256 71V72H255ZM226 72H228V74L226 73ZM233 72V74H230V73H232ZM251 72V73H250ZM254 72V73H253ZM259 72H261L260 73V75H259ZM103 73V74H102ZM250 75H249V74ZM102 74V75H101ZM248 74V75H247ZM255 74V75H254ZM95 75V76H94ZM101 77H100V76ZM232 75H233V77H232ZM37 76V77H36ZM99 76V77H98ZM251 76V77H250ZM255 76H256V78H255ZM6 77V78H5ZM232 77V78H231ZM260 77V78H259ZM3 78H4V80H3ZM34 78V79H33ZM51 78V79H50ZM92 78H95V79H92ZM98 78V79H97ZM242 78V81L244 80ZM2 79V80H1ZM14 81H13V80ZM88 79V80H87ZM229 79V80H230ZM254 79H256L255 80V82L257 83H255L254 82ZM258 79H260V80H258ZM6 80V81H5ZM9 80V81H8ZM23 80H25V81H23ZM35 82H34V81ZM54 80V81H53ZM95 80H97V81H95ZM262 80V81H261ZM2 81V82H1ZM27 81H29V82H27ZM227 81V82H226ZM253 81V82H252ZM259 81H260V83H259ZM6 83V84H4V83ZM31 82V83H30ZM47 82V83H46ZM95 82H96V84H95ZM18 83V84H17ZM28 83H29V85L30 86H28ZM45 83H46V86H45ZM87 83V84H86ZM254 83V84H253ZM258 83H259V85H258ZM17 84V85H16ZM38 83H36L35 85H37ZM76 84V85H75ZM79 84V85H78ZM92 84V85H91ZM262 84V85H261ZM3 85H6V86H4L3 87ZM18 86V87H22V85L21 86ZM32 85L36 88V89H38L37 91L38 92H35L34 90H32ZM39 85V84H38ZM37 85V86H38ZM75 85V86H74ZM80 85H82L81 87H80ZM85 87H84V86ZM241 85H243V84H240L239 86H241ZM79 87L80 89H83V88H85V89H83V90H80L81 92H79V88H76V92H75V87ZM87 86V87H86ZM258 86H259V88H258ZM47 87V88H46ZM241 87H243V86H241ZM240 87V88H241ZM23 88H22V90H23ZM90 88V89H89ZM34 89V88H33ZM55 89V90H54ZM73 89V90H72ZM218 91H217V90ZM40 90V91H39ZM50 90H51V92H50ZM255 90V91H256ZM14 91V90H13ZM31 91H33L34 93V96H33V94H32V92ZM43 92H47L46 94H43ZM219 92H220V94L222 93V91H221V87H220V89L218 88V87H216L215 89H214V92H213V94H214V97H215V99H216V101H218L217 103H218V105H219V107L221 108V106H222V109H221V111H222V114H221V117H219V118H217V119H215L216 121H220L221 119H223L224 117H225V111H226V109H225V107L223 106V100H222V95H223V93L220 95L219 94ZM76 95H75V94ZM218 93V94H217ZM29 94V95H28ZM36 94H38V95H36ZM50 94V95H49ZM68 94V95H67ZM71 94H74V95H72L71 96ZM6 95V96H5ZM31 95V96H30ZM36 95V96H35ZM44 95V96H43ZM46 95H48V96H46ZM66 95V96H65ZM70 95V96H69ZM68 96H69V98H68ZM222 96V97H221ZM34 97H36V98H34ZM70 97H74L73 99H70ZM30 98V99H29ZM3 99V100H2ZM33 99H35V100H33ZM64 99H66V100H68V101H66V100H64ZM260 99V100H261ZM6 101H8V102H6ZM40 101H41V103H40ZM63 101H66L65 102V104H64V102ZM74 101V100H73ZM248 101V102H247ZM13 102V103H12ZM16 102V103H15ZM67 102H70V104L71 105H69V107L67 108V106H68V103ZM232 101H229V104L231 103ZM39 105H37V104ZM64 105H63V104ZM10 104V105H9ZM66 104H67V106H66ZM248 106H247V105ZM3 105V106H2ZM14 105V106H13ZM17 105V106H16ZM62 105V106H61ZM245 105V106H244ZM8 106V107H7ZM19 106V107H18ZM42 106V107H41ZM65 106V107H64ZM231 106V105H230ZM60 107H61V109H60ZM3 108V109H2ZM6 108H8V109H6ZM14 108V109H13ZM53 108V109H52ZM63 108V109H62ZM67 109V111H66V109ZM241 108L242 109H238V113H239V115H238V117H240V119H239V124L241 125V127H243L244 129H246V130H248L247 129V126L249 127V129L250 130H252V131H250V132H255V133H257V136H259L260 135V137H258V143H259V146H256L255 148L257 149V150H259V148H260V150H261V152L262 153H264V136H262V135H264V106L262 105V104H257V105H254L253 103H251V101H249V100H246L245 101V103H243L242 104V106H241ZM245 108V109H244ZM7 110L6 112H4L5 110ZM65 109V112L63 111ZM70 109H71V111H70ZM73 109V110H72ZM244 109V110H243ZM32 110V111H31ZM55 110V111H54ZM239 110H242L241 112L239 111ZM259 110V111H258ZM2 111L4 112V113H2ZM12 111V112H11ZM44 111V112H43ZM62 111V112H61ZM75 111V110H74ZM11 112V113H10ZM224 112V113H223ZM65 113H67L66 115H64ZM9 114V115H8ZM12 114H13V116H12ZM4 115V116H3ZM5 116H7V118L5 117ZM53 116V117H52ZM61 116V117H60ZM11 117V118H10ZM42 117V118H41ZM66 120H65V119ZM7 119V120H6ZM35 119V120H34ZM51 119V120H50ZM17 120V121H16ZM63 120V121H62ZM215 120H213L214 121V123H212L213 125L216 123V121ZM258 120V121H257ZM5 121H8V122H5ZM32 121V122H31ZM39 121V122H38ZM44 121L46 122V123H44ZM243 121H244V123H243ZM38 122V123H37ZM2 123V124H1ZM19 123V124H18ZM17 124V125H16ZM33 124V125H32ZM36 124H38V125H41V128L40 129H35L34 130V134H32L31 135V128H33V126H37ZM257 125V126H256ZM260 125V126H259ZM3 126V127H4ZM12 126V127H11ZM63 127V128H62ZM246 127V128H245ZM252 127L253 128H255L256 127V129H252ZM260 127H262V128H260ZM27 128V129H26ZM201 128H203V126L202 125H198L197 126V128L195 129V131L196 130H198L199 131V133L202 131V129ZM212 128V127H211ZM20 129V130H19ZM41 129H43L42 131H40ZM257 129H258V131H257ZM261 129V130H260ZM28 130V131H27ZM45 130V131H44ZM55 132H53V131ZM260 130V131H259ZM24 131V132H23ZM52 131V132H51ZM61 131V132H60ZM45 133V134H44ZM48 133H50L49 135L50 136H48ZM61 133V134H60ZM197 131L195 132V135L196 134H199ZM222 133V132H221ZM261 133V134H260ZM22 134V135H21ZM54 136L53 138H52V136ZM23 136V137H22ZM24 136H26V137H24ZM46 136H48L49 137V139L46 137ZM44 137V138H43ZM46 137V138H45ZM51 137V138H50ZM73 137V138H72ZM196 137H198V135L196 136ZM255 137V136H254ZM43 138V139H42ZM53 139V140H52ZM62 139H68V140H70L69 141V143L67 144H65V143H63L62 141ZM202 139H204V137L202 138ZM200 140V142L199 143H197V145H198V147L200 146L199 144L200 143H202L203 142V144L204 145H206L207 146V143H208V139H204V141H205V143H204V141L203 140ZM259 139L260 140H262L261 142H259ZM30 140V141H29ZM49 140V141H48ZM37 141H39V142H37ZM220 141H222V140H220ZM48 142V143H47ZM41 143V144H40ZM60 143V144H59ZM70 143H71V145H70ZM263 143V144H262ZM53 144V145H52ZM62 144V145H61ZM203 144H201V147L203 146ZM208 144H210V146H212L213 145V143H212V145H211V142H209ZM225 144H226V146L228 145L227 144V142H225V143H223V145H224V147H226L225 146ZM6 144H5V142H4V138L2 139L1 137H0V226H2V225H5V226H8V227H11L10 225H12L15 229L17 228L16 227V223H14V224H11V220H13L12 218L13 217H16V221H18V222H20L21 221V219H22V216H20L21 215V211L22 210H20V212H19V209H17V208H20L21 209V207H24V204L25 205H29V204H31L30 202H33V198L32 199H29V198H31V197H29V192L30 191H28V195H27V189H29L28 187H25V186H22V184H21V182H19V181H8L7 180V172H9L8 173V175H10L14 170H15V168L14 167H11L10 168V165H8V164H11L10 162H11V156L8 154L7 155V152H6V149H5V146ZM39 145L41 146V148L39 149ZM49 145H51L50 147H49ZM222 145V146H223ZM54 146V147H53ZM221 146V147H222ZM261 146V147H260ZM222 148V149H225V148ZM37 148H38V150H37ZM200 148V147H199ZM71 149V150H70ZM40 150V151H39ZM58 150V151H57ZM75 150V151H74ZM185 150H187L186 152H188L189 150L185 147ZM73 151V152H72ZM197 151V150H196ZM55 152V153H54ZM195 152V151H194ZM211 153V152H210ZM209 152H207V155H205V157H201L200 159H201V161H204V162H206V160H208L207 159V157H209V154H210ZM186 154V153H185ZM193 154V155H192ZM195 153H191L189 156H191V157H193V156H195L196 154H197V152H196V154L194 155ZM7 155V156H6ZM51 155H53L52 156V158L54 159H52V160H48L49 159V157H51ZM94 155V156H93ZM34 157H36L37 158V156H34ZM34 157H33V159H34ZM93 159H92V158ZM97 157H98V160H96L97 159ZM35 158V159H36ZM142 159V158H141ZM10 160V161H9ZM143 160H147V158H143ZM143 160H142V162H143ZM222 160V159H221ZM220 160V161H221ZM8 161V162H7ZM151 161V162H150ZM150 161H148L147 160V163L146 162H144V163H141V161H140V165H141V167H139L138 169H137V172H136V175H135V179L137 180L136 182H135V184H137V186L135 185L134 187H136V188H134L133 187V191H132V193H131V198H133L134 196L136 197H134L133 198V200L135 199V201H136V203H134V204H131L129 207L130 208H128L127 207V211H125V216H124V221L126 222H123L124 223V225H125V227L127 228H131V229H128L129 230V233L128 234H130V237H129V235H128V238L130 239H128L130 242H129V246L128 245H126L127 243H128V240L126 241L127 243L125 244V243H122V244H120L121 242H119L118 240H111V239H109V238H106L107 236H105L104 235V233H102L104 230H105V227L104 226H102L101 225V227L99 226L100 224L98 223V221L96 222V223H98V224H95V226L96 227H100L99 229H102L100 232L99 231H97L96 232V230L94 231V228L91 230V228L89 229V228H87L88 226V224L86 225L85 224V220H88L89 218H87L86 219V217L84 216L85 215V212H82V206H84V204L85 205H89V204H91L90 203V201H88V200H85V199H83L82 201L80 200V202L78 201V202H76V205H77V207L78 208H74V210L73 209H70L69 210V212H71V210L74 212V213H69L68 212V210L67 211H65V209L63 210L62 209V207H64V206H60V205H64V204H62V203H64V199L63 200H61L60 198H57V200L59 199V202H62L59 206H58V201L56 202V201H53V200H55V199H53L52 201H48V200H43L42 201V203L43 204H46L47 202H51V204H55V206L53 205V210L52 211H56V212H58V213H56L55 212V215L57 216V217H59L60 216V218L62 217L63 218V220L64 219H66L65 217H67V219L69 220L68 221V223L67 222H64V224H63V221H60V220H62V219H58L57 217L56 218H54V219H57L60 223L62 222V224L63 225H69V226H72L73 224L72 223H74L75 225H76V223H77V221H76V219H77V217H78V219L80 218V215H78V214H80L81 213V215H83V217H85V219L84 218H80V220H78V221H80L79 223H80V225H81V228H80V230L81 229H83L84 228V231L82 230V233H83V235H82V238L83 239H87V240H90V241H94V243H100V242H103V241H106V243H105V246H123L124 244V246H128V248H129V253L128 254H130L131 255V252H132V255L131 256H135L134 258L136 259V258H138V259H136V261H139V262H137V263H139V264H189V260H190V258H189V248H190V246H192L193 245V243H194V241L199 237V232H200V226H201V223H202V219H203V217H202V215H203V211H202V207L204 206V202H203V199H202V197H199L200 196V191H201V188H202V181H201V179H194L193 178V176L192 175H189V177L188 176H186V178H185V176H183L182 175V173H180L181 171L183 172V170L184 169H180V170H177L176 168H175V162H173V161H166V162H163L164 160L162 159V158H155V159H151ZM155 161V162H154ZM161 161V162H160ZM3 162V163H2ZM53 162H54V164H53ZM57 162L58 163H61L60 164V166H59V164H58V166H57V168L56 167H54L55 165H57ZM148 162H150V164L148 163ZM158 162V163H157ZM217 160L216 159H212V162L211 161H209V163H210V165H212L213 164V166H215L217 163ZM3 165V166H2ZM8 167H7V166ZM12 166H13V164H11ZM73 165V166H72ZM99 165V166H98ZM168 165V166H167ZM102 166V167H101ZM143 166V167H142ZM171 166H173V168H171ZM201 166V165H200ZM200 166L198 167V168H200ZM3 167H7V168H5L4 170L5 171H3ZM201 167H204L203 165L201 166ZM155 168V169H154ZM157 168V169H156ZM167 168H169V170L170 169H172V171H169ZM10 169V170H9ZM11 169H13V170H11ZM72 169V170H73ZM86 169H88V170H86ZM98 169H99V171H98ZM143 169H145V170H143ZM147 169V170H146ZM159 169V170H158ZM162 169V170H161ZM8 170V171H7ZM102 170V171H101ZM160 170H161V173H160ZM177 170V171H176ZM58 171H60V174L59 175H57V173H59ZM67 171V172H66ZM173 171H174V173H173ZM180 171V172H179ZM61 172H62V174H61ZM63 172H66V173H63ZM95 172V173H94ZM100 172V173H99ZM164 172V173H163ZM53 173V174H52ZM93 173H94V175H93ZM166 173L167 174H170L171 173V175H166ZM175 175V176H173V174ZM50 174H52L53 175V179L55 180L56 178H59L60 176H62V180H60L61 182L59 183H57V179H56V182L54 181H50L49 179H50V176H52V175H50ZM91 174H92V176H91ZM96 174V175H95ZM104 174V175H103ZM165 175V179H163L164 177V175ZM179 174V175H178ZM5 175V176H4ZM68 175V174H67ZM161 175V176H160ZM4 176V177H3ZM18 176V175H17ZM57 176V177H56ZM59 176V177H58ZM64 176V177H63ZM94 176V177H93ZM141 176V177H140ZM159 176V177H158ZM171 177L170 179H169V177ZM172 176L174 177L173 179H172ZM6 177V181H8L9 182V184H7L8 182H6V183H3V181L2 180H5V179H2V178H5ZM56 177V178H55ZM93 177V178H92ZM160 177H163V178H160ZM166 177H168V178H166ZM177 177V178H176ZM180 177L181 178H183V179H180ZM159 178H160V180H159ZM187 178H190V179H187ZM2 179V180H1ZM64 179V180H63ZM155 179H157V181L155 180ZM162 179V180H161ZM169 179V180H168ZM178 179V180H177ZM181 181H180V180ZM185 179V180H184ZM58 180V181H59ZM141 180V184L139 183V181ZM151 180H154V183H156V184H150V186H148V185H146L145 183L143 184V181H146V182H150ZM189 182V183H186L187 181ZM63 181V182H62ZM159 181H161V182H159ZM14 182V183H13ZM50 182H53V185L56 183V185H55V187L54 186H52V184L50 183ZM164 182V183H163ZM176 182H177V184H176ZM47 183H49L48 185L49 186H47L46 184ZM75 183V182H74ZM151 183H152V181H151ZM157 183H159V184H157ZM187 185H186V184ZM5 184V185H4ZM17 184V185H16ZM19 184V185H18ZM51 184V185H50ZM76 184V183H75ZM74 184V185H75ZM139 184V185H138ZM197 184V185H196ZM8 185V186H7ZM10 185V186H9ZM45 187H44V186ZM141 185H143V186H141ZM161 185V186H160ZM168 185H171V187L170 188H168V187H166V186H168ZM173 185V186H172ZM175 185V186H174ZM186 185V186H185ZM47 186V187H46ZM50 186H52L51 188H50ZM76 186V185H75ZM139 186V187H138ZM148 186V187H147ZM155 186H157L156 188H155ZM192 186H193V188H192ZM14 187V188H13ZM43 187V188H42ZM142 187H145V190L146 191H144L143 189L144 188H142ZM160 189H159V188ZM189 187V188H188ZM27 188V189H26ZM53 188H55V189H53ZM57 188H61L59 191H58V189ZM149 188V189H148ZM167 188H168V190H169V192L168 191H166L167 190ZM43 189V190H42ZM50 189V190H49ZM137 189V190H136ZM141 189H142V191H141ZM170 189H171V191H170ZM190 189H192V190H190ZM30 190V189H29ZM47 190V191H46ZM55 191L56 190V192H58V194H56V192H54V193H51V192H53V191ZM140 192H139V191ZM189 190V191H188ZM9 191H11L10 193H9ZM24 193H23V192ZM33 191V190H32ZM64 191H66V190H63V192ZM136 191V192H135ZM192 191V192H191ZM197 191V192H196ZM14 192V193H13ZM60 193L59 194V196L61 195V194H63L64 196H65V194L64 193ZM133 192H134V196H133ZM194 192V193H193ZM19 193V194H18ZM137 193V194H136ZM140 193V194H139ZM152 193V194H151ZM153 193H155V194H153ZM160 194V196L159 195H157V194ZM185 193V194H184ZM190 193V194H189ZM192 193V194H191ZM16 195V196H14V195ZM74 194H76V193H74ZM83 194H84V192L81 194L82 196H83ZM139 194V195H138ZM142 194H144L143 196H142ZM189 194V195H188ZM18 195V196H17ZM63 195H61L62 197H63ZM163 197H162V196ZM192 195V198L190 197ZM12 196V197H11ZM58 196V197H59ZM155 196V197H154ZM169 196V197H168ZM194 196V197H193ZM16 197V198H15ZM29 197V198H28ZM140 199H139V198ZM184 197V198H183ZM197 197V198H196ZM63 198H66V197H63ZM98 197H96L95 199H97ZM99 198H101V199H99ZM98 199L99 200H103V197H99ZM143 198V199H142ZM162 198V199H161ZM188 198H190L189 200H192V201H189V200H187ZM20 199V200H19ZM94 199V200H95ZM156 199V200H155ZM158 199V200H157ZM173 199H175V200H173ZM184 199H186V200H184ZM16 200V201H15ZM65 200H67V198L65 199ZM68 200H71V199H68ZM67 200V201H68ZM116 200V199H115ZM140 200H141V202H140ZM163 200V201H162ZM173 200V201H172ZM2 201V202H1ZM13 201V202H12ZM29 202V203H27V202ZM72 201H75V200H72ZM71 201V202H72ZM84 201V202H83ZM87 201V202H86ZM104 201V200H103ZM161 201V202H160ZM14 202L16 203V204H14ZM24 202H26V203H24ZM56 202V203H55ZM83 202V203H82ZM91 202H93V201H91ZM113 202H114V200H113ZM139 204H138V203ZM157 202V203H156ZM159 202V203H158ZM169 202V203H168ZM190 202V203H189ZM197 202V203H196ZM20 203H21V206H20ZM81 203H82V206H81ZM94 203V202H93ZM91 204V208H93V207H95L96 208V202L94 203V204ZM164 203V204H163ZM186 203H187V205H186ZM189 203V204H188ZM195 203L196 204H198L197 206L195 205ZM33 204V203H32ZM75 204V203H74ZM113 204V205H112ZM111 205L113 206L112 208L113 209H116V210H118L119 211V204L117 205L115 202L114 203H112ZM160 204V205H159ZM166 204V205H165ZM4 205V206H3ZM16 205V206H15ZM75 205V206H76ZM93 205V206H92ZM114 205H116V206H114ZM158 205L160 206L159 208H158ZM163 205V206H162ZM165 205V206H164ZM194 205V206H193ZM20 206V207H19ZM137 206V207H136ZM141 206V207H140ZM157 206V207H156ZM196 206V207H195ZM58 207V208H57ZM100 208H101V206H99ZM133 207V208H132ZM161 207H164V208H161ZM191 207V208H190ZM29 208H31V205H30V207ZM56 208V209H55ZM60 208V210H58ZM137 208H138V210H137ZM162 209V211H161V209ZM172 208H175V209H172ZM177 208V209H176ZM182 208V209H181ZM194 208V209H193ZM202 208V209H201ZM32 209V208H31ZM159 209V210H158ZM164 209V210H163ZM166 209V210H165ZM168 209V210H167ZM190 209L192 210V211H190ZM200 209V210H199ZM93 210V211H92ZM130 210V211H129ZM172 210V211H171ZM174 210V211H173ZM251 210V212H250V214H249V216H247V218L248 217H253L254 215H256L254 218H251L249 221H250V223H249V221L247 222V224H249V225H251V226H249V225H247V226H245L247 229L248 228H250V227H252L253 229L251 230V228L250 229H246L245 230V235H244V237L246 236V238H245V242H244V240H243V242H240V244L241 245H243V244H245L246 245V248L245 249H248V251L247 250H245V252H244V248H243V251L242 252H244L245 254H244V258H239L238 256V254L237 253H234V254H229L228 256H226V257H224L223 259H222V264H231V261H232V263H236V262H238L239 260L241 261V264H253V261H252V259H250V258H252V256H254L256 253H257V251H259V246H261L260 244H257V242H258V238H259V235H260V233L261 234H264V221H263V217H264V199L263 200H261V203H260V205H258L257 207H255V208H251L250 209ZM257 210V211H256ZM94 211H96V210H94V208L93 209H91V214L89 213L88 215L92 218L93 216H92V214H96V212H94ZM121 211V210H120ZM134 211V212H133ZM168 211V212H167ZM200 211H201V213H200ZM255 211V212H254ZM117 212V211H116ZM133 212V213H132ZM164 212L166 213H168L167 214V216H166V214H164ZM172 212H173V214H175V215H173L172 214ZM182 212V213H181ZM185 212H186V214H185ZM192 212V213H191ZM193 212H195V213H193ZM254 212V213H253ZM83 213V214H82ZM128 213H130L131 214V216H128L127 218H126V215H128ZM261 213V214H260ZM62 214H63V216H62ZM65 214V215H64ZM72 214L74 215V216H76V218L74 217V216H72ZM129 214V215H130ZM159 214L161 215V216H159ZM171 214L173 215V218H176V219H173L172 217V219L170 220V216H171ZM179 214V215H178ZM181 214H183V216L181 215ZM192 214V215H191ZM196 214V215H195ZM254 214V215H253ZM55 215H54V217H55ZM178 215V216H177ZM184 215H186V216H188V218L186 217V216H184ZM194 215V216H193ZM263 216V217H258V216ZM165 218H164V217ZM193 216V217H192ZM199 216V217H198ZM82 217V216H81ZM182 217L184 218H186V219H188L187 221L185 220L184 221V219H182ZM196 217H198V218H196ZM179 218H180V220H179ZM189 218H191L190 220H192V221H190L189 220ZM262 218V222H261V219ZM67 219L66 220H64V221H67ZM72 219V220H71ZM161 219V222H159V220ZM169 219V220H168ZM181 219L183 220L182 221V223H185V225L183 226V225H181ZM253 219H254V221H256V222H258V224H260V223H262L261 225H257V223H256V225L254 226V225H252V223L251 222H253ZM260 220V222L259 221H257V220ZM7 220H9V221H11V222H6ZM84 220V221H83ZM127 220H129V221H127ZM132 220V221H131ZM168 220V221H167ZM173 220V221H172ZM71 221H72V223H71ZM134 221H136L135 222V224H134ZM158 221V222H157ZM170 221H172V222H170ZM194 221H195V223H194ZM5 222V223H4ZM82 222H83V224H82ZM169 222V223H168ZM174 222H175V225H174ZM192 222V223H191ZM201 222V223H200ZM6 223H9L8 225L6 224ZM66 223V224H65ZM129 224V226H128V224ZM132 223V224H131ZM137 223V224H136ZM171 223H173L172 225H170ZM178 223H180V224H178ZM194 223V224H193ZM255 223H253V224H255ZM120 224H122V222L121 223H119V225ZM159 224V225H158ZM98 225V226H97ZM124 225H122L123 227H124ZM127 225V226H126ZM130 225H131V227H130ZM175 227H174V226ZM178 225V226H177ZM181 225V226H180ZM191 225V226H190ZM74 226V225H73ZM86 226V227H85ZM121 226V225H120ZM121 226V227H122ZM136 226V227H135ZM170 226H173V227H170ZM183 226V227H182ZM199 226V227H198ZM256 228V229H254V227ZM257 226H259V228L257 227ZM261 226V227H260ZM83 227V228H82ZM138 227V228H137ZM181 227V228H180ZM187 227V228H186ZM191 227V228H190ZM104 228V229H103ZM170 228V229H169ZM174 230H173V229ZM187 229L186 231H185V229ZM157 229V230H156ZM183 230V232H181ZM250 230H251V232H250ZM93 231L95 232V234L93 233ZM135 231V232H134ZM86 232V233H85ZM159 232L161 233V234H159ZM195 232V233H194ZM247 232V233H246ZM249 232L251 233L250 235L252 236V237H250V235H249ZM254 232V233H253ZM152 233V234H151ZM194 233V234H193ZM257 233V234H256ZM172 234H174V235H172ZM188 234H191V235H188ZM196 234V235H195ZM247 234V235H246ZM84 235H85V237H84ZM89 235V236H88ZM99 235V236H98ZM153 235V236H152ZM159 235H161V236H159ZM178 235H180V236H178ZM249 235V236H248ZM88 236V237H87ZM100 236H103V237H100ZM105 236V237H104ZM134 236V237H133ZM256 236V237H255ZM157 237H158V239H157ZM249 237V238H248ZM90 238V239H89ZM106 240H105V239ZM184 238H186V239H184ZM103 239V240H102ZM110 240V241H108V240ZM162 239V240H161ZM100 240V241H99ZM182 240V241H181ZM186 240V241H185ZM187 240H188V242H187ZM190 240V241H189ZM248 242H247V241ZM132 241V242H131ZM181 241V242H180ZM184 241V242H183ZM250 241V242H249ZM119 242V243H118ZM175 242V243H174ZM187 243V244H185V245H183L184 243ZM157 243V244H156ZM183 243V244H182ZM248 243V244H247ZM118 244H120V245H118ZM178 245V246H177ZM245 245H243V247H245ZM133 246V247H132ZM249 246V247H248ZM131 247H132V249H131ZM130 249L132 250L131 252H130ZM134 249V250H133ZM256 249V250H255ZM121 251H123L122 249H121ZM135 251H136V253H135ZM137 251H138V253H137ZM134 252V253H133ZM251 253V254H250ZM255 253V254H254ZM136 255H138V256H136ZM234 255V256H233ZM248 257H247V256ZM185 256H186V258H185ZM245 256H246V258H245ZM133 257H130V258H133ZM188 257V258H187ZM134 258L132 259V260H134ZM235 258V259H234ZM237 258V259H236ZM140 259V260H139ZM232 259V260H231ZM243 259H244V261H243ZM236 260V261H235ZM247 260V261H246ZM136 261H134V262H136ZM143 261V262H142ZM183 261V262H182ZM230 261V262H229ZM234 261V262H233ZM229 262V263H228ZM252 262V263H251ZM0 264H2V262H0ZM236 264H238V263H236Z\"/></svg>",
    "mask_w": 264,
    "mask_h": 264
}]
</instances>
